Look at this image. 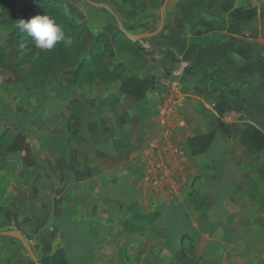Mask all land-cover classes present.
Instances as JSON below:
<instances>
[{
    "label": "crops",
    "instance_id": "obj_1",
    "mask_svg": "<svg viewBox=\"0 0 264 264\" xmlns=\"http://www.w3.org/2000/svg\"><path fill=\"white\" fill-rule=\"evenodd\" d=\"M174 1L133 76L153 79L161 108L117 121L97 115L105 102L34 108L0 63V231L20 230L39 260L264 264V150L240 142L246 124L264 132V0ZM236 7L257 15L233 21ZM209 132L193 154L187 138ZM10 264L34 262L22 251Z\"/></svg>",
    "mask_w": 264,
    "mask_h": 264
},
{
    "label": "rangeland",
    "instance_id": "obj_2",
    "mask_svg": "<svg viewBox=\"0 0 264 264\" xmlns=\"http://www.w3.org/2000/svg\"><path fill=\"white\" fill-rule=\"evenodd\" d=\"M93 1L109 5L132 34L152 32L160 22L163 0ZM174 2L170 0L168 4ZM37 14L48 15L60 24L65 34L72 38V45L66 47L60 42L52 49L37 47L35 41L17 27V21ZM149 38L133 42L119 35L116 19L86 0H0V63L13 72L16 81L20 82L14 86L24 91L25 102L34 108L40 105L52 107L58 102L66 105L69 116L83 113L85 104L82 100L105 102L106 110L96 109L97 115L115 121L121 118L120 115L128 116L129 111L150 101L161 108L167 103V96L163 94L154 97L147 94L140 101L127 94L125 97L113 96V92L120 89L122 79L148 72L150 64L143 67V63L152 54L143 46L150 42ZM14 77L10 74L9 80ZM107 92H112L110 98ZM15 99L19 100V96ZM109 99H113V103H109ZM117 101L120 103L115 105ZM217 203L218 212H221ZM8 238L0 239L7 242L0 249V264H10L22 251L28 256L18 240Z\"/></svg>",
    "mask_w": 264,
    "mask_h": 264
},
{
    "label": "trees",
    "instance_id": "obj_3",
    "mask_svg": "<svg viewBox=\"0 0 264 264\" xmlns=\"http://www.w3.org/2000/svg\"><path fill=\"white\" fill-rule=\"evenodd\" d=\"M109 15L113 20L116 19L114 15L110 13ZM256 15H257V9L255 7H248V8L236 7L232 9L229 13L230 18L233 21L251 20ZM66 24H68V22H66ZM124 28L126 29L125 26ZM118 29H119V35L124 36L126 39L129 40V38L119 28V25H118ZM153 85H154V81L151 78H139V77L130 76L121 80L120 90L123 93L129 95L130 97L140 101L146 98L149 90L153 88ZM218 111L221 112L220 109H218ZM221 127L224 129L226 134H229V131L227 128L224 127V124H221ZM212 137H213L212 132L194 135L187 138V145L189 146V149L193 154L200 153L208 148L212 140ZM240 142L249 151L261 152L264 150V132L252 124H246L241 132ZM39 261L40 264H71L63 253H54L51 256L40 258Z\"/></svg>",
    "mask_w": 264,
    "mask_h": 264
},
{
    "label": "clouds",
    "instance_id": "obj_4",
    "mask_svg": "<svg viewBox=\"0 0 264 264\" xmlns=\"http://www.w3.org/2000/svg\"><path fill=\"white\" fill-rule=\"evenodd\" d=\"M17 27L27 33L39 48L52 49L60 42L66 47L72 45V38L48 15L37 14L27 20L21 19L17 21Z\"/></svg>",
    "mask_w": 264,
    "mask_h": 264
},
{
    "label": "water",
    "instance_id": "obj_5",
    "mask_svg": "<svg viewBox=\"0 0 264 264\" xmlns=\"http://www.w3.org/2000/svg\"><path fill=\"white\" fill-rule=\"evenodd\" d=\"M86 1L89 4H91L92 6L97 7V8H103L108 13L114 15L115 18L118 21L119 28L122 30V32L129 38V40H131L133 42H136V41H139V40H141L143 38L154 36L158 32H160V30L163 27L164 20H165L164 11H165V8H166V4H167V2L169 0H163V2H162L161 12H160V22H159L157 28L155 30H153L152 32H147V33L139 34V35L138 34H132V33L128 32L124 28L122 22L118 19L117 15L115 14V12L112 10V8L109 5L104 4V3L95 2L93 0H86ZM0 236H10V237L18 240L21 243V245L24 248V250L26 251V253L28 254V256L34 262V264H40V261H39L38 257L36 256L35 252L33 251L29 241L23 236V234L21 233L20 230H18V229L1 230L0 231Z\"/></svg>",
    "mask_w": 264,
    "mask_h": 264
},
{
    "label": "built area",
    "instance_id": "obj_6",
    "mask_svg": "<svg viewBox=\"0 0 264 264\" xmlns=\"http://www.w3.org/2000/svg\"><path fill=\"white\" fill-rule=\"evenodd\" d=\"M169 101H170V103H173V100H170V99H169ZM169 101H168V102H169Z\"/></svg>",
    "mask_w": 264,
    "mask_h": 264
}]
</instances>
